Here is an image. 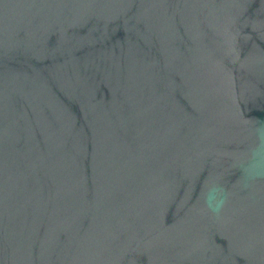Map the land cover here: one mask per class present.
Segmentation results:
<instances>
[{"label": "water", "instance_id": "obj_1", "mask_svg": "<svg viewBox=\"0 0 264 264\" xmlns=\"http://www.w3.org/2000/svg\"><path fill=\"white\" fill-rule=\"evenodd\" d=\"M262 123L264 0H0V264H264Z\"/></svg>", "mask_w": 264, "mask_h": 264}, {"label": "clouds", "instance_id": "obj_2", "mask_svg": "<svg viewBox=\"0 0 264 264\" xmlns=\"http://www.w3.org/2000/svg\"><path fill=\"white\" fill-rule=\"evenodd\" d=\"M255 143L250 146L247 156L237 157L233 167L238 172L237 184L242 190H250L257 182L264 180V123L252 129ZM201 197L208 212L220 216L229 202V192L218 176H210L203 186Z\"/></svg>", "mask_w": 264, "mask_h": 264}]
</instances>
